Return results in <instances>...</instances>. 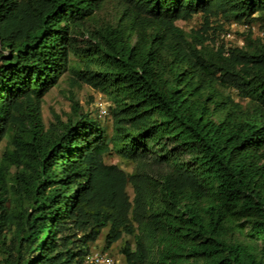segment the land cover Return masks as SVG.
I'll return each instance as SVG.
<instances>
[{"label":"trees","instance_id":"1","mask_svg":"<svg viewBox=\"0 0 264 264\" xmlns=\"http://www.w3.org/2000/svg\"><path fill=\"white\" fill-rule=\"evenodd\" d=\"M61 81L111 133L72 93L45 125ZM2 141L0 264H84L104 229L125 264H264V0H0Z\"/></svg>","mask_w":264,"mask_h":264},{"label":"rangeland","instance_id":"2","mask_svg":"<svg viewBox=\"0 0 264 264\" xmlns=\"http://www.w3.org/2000/svg\"><path fill=\"white\" fill-rule=\"evenodd\" d=\"M211 24L218 26L222 24V28L217 31L219 40H224L227 44H243L244 43V33L247 32V28L243 24H238L234 22L224 21L221 16H210ZM203 23V17L200 14L193 16L190 20H179L178 25H180L185 30L189 31L191 29L200 28ZM254 35H260L262 30L259 29L257 25L253 27ZM229 33V35H227ZM73 94L75 100L82 106L85 111L90 112L92 116H96V102L97 101H106V98L102 95L101 92L90 87L89 85L78 82L74 87L70 88L68 84L64 81H61L59 86L52 88L44 96L42 104V114L43 120L46 126L51 122H55V116H60L63 120L66 119L67 114L71 110V95ZM108 104V102H107ZM99 119V118H98ZM101 123L107 129L108 133H111L112 127V118H100ZM5 141L0 142V155L3 151ZM107 163L118 164L122 169L127 172H130L133 168V164L121 158L116 154L108 155L105 158ZM128 193L132 196V188L128 186ZM107 229H104L101 237L91 245V250H100L104 248L103 236ZM125 241L133 243V238L129 234H124L122 239L113 243L109 247V251L117 259L118 264H125V259L120 251Z\"/></svg>","mask_w":264,"mask_h":264},{"label":"built area","instance_id":"3","mask_svg":"<svg viewBox=\"0 0 264 264\" xmlns=\"http://www.w3.org/2000/svg\"><path fill=\"white\" fill-rule=\"evenodd\" d=\"M227 35H229V33ZM96 116L103 119L109 117L107 102H96ZM84 264H118V261L110 251L96 250L90 252L85 257Z\"/></svg>","mask_w":264,"mask_h":264},{"label":"clouds","instance_id":"4","mask_svg":"<svg viewBox=\"0 0 264 264\" xmlns=\"http://www.w3.org/2000/svg\"><path fill=\"white\" fill-rule=\"evenodd\" d=\"M100 250H108V249H100ZM92 251H96V250H91L90 252H92ZM108 251H109V250H108ZM90 252H89V253H90ZM89 253H88V254H89ZM88 254H87V255H88ZM87 255H86V256H87Z\"/></svg>","mask_w":264,"mask_h":264}]
</instances>
